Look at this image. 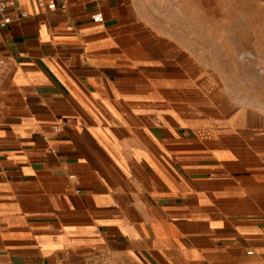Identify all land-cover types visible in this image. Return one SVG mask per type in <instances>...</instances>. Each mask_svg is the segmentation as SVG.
<instances>
[{"label": "crops", "instance_id": "0c3cea01", "mask_svg": "<svg viewBox=\"0 0 264 264\" xmlns=\"http://www.w3.org/2000/svg\"><path fill=\"white\" fill-rule=\"evenodd\" d=\"M147 1L6 11L0 264H264V136L193 116Z\"/></svg>", "mask_w": 264, "mask_h": 264}, {"label": "rangeland", "instance_id": "374dc122", "mask_svg": "<svg viewBox=\"0 0 264 264\" xmlns=\"http://www.w3.org/2000/svg\"><path fill=\"white\" fill-rule=\"evenodd\" d=\"M144 17L178 64L199 76L193 116L248 122L264 136V0H148ZM148 4L154 9L147 7Z\"/></svg>", "mask_w": 264, "mask_h": 264}, {"label": "built area", "instance_id": "2783aa9c", "mask_svg": "<svg viewBox=\"0 0 264 264\" xmlns=\"http://www.w3.org/2000/svg\"><path fill=\"white\" fill-rule=\"evenodd\" d=\"M15 0H0V14L3 15L2 20L0 21V30L7 28L11 24V18L7 15H5L6 11L9 9L11 6L12 2ZM56 4L52 3L49 5V9H54L56 8ZM60 9L64 10L65 5H61ZM21 17H24V14H21ZM94 22L96 23H103V17L97 16L94 18ZM248 254H252V252H249Z\"/></svg>", "mask_w": 264, "mask_h": 264}, {"label": "bare ground", "instance_id": "6f19581e", "mask_svg": "<svg viewBox=\"0 0 264 264\" xmlns=\"http://www.w3.org/2000/svg\"><path fill=\"white\" fill-rule=\"evenodd\" d=\"M255 168V167H254Z\"/></svg>", "mask_w": 264, "mask_h": 264}]
</instances>
